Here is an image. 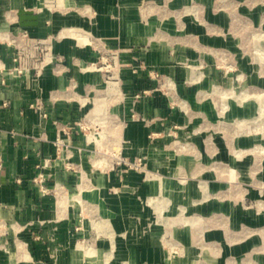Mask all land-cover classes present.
<instances>
[{
  "label": "crops",
  "instance_id": "crops-1",
  "mask_svg": "<svg viewBox=\"0 0 264 264\" xmlns=\"http://www.w3.org/2000/svg\"><path fill=\"white\" fill-rule=\"evenodd\" d=\"M153 1L165 0H62L55 7L44 0H0V264H108L114 258L112 264H126L137 257L128 235L132 217L114 213L124 209V187L110 189L141 175L122 170L124 164L115 165V158L98 164L94 125L105 121L108 132L110 115L118 113L119 152L159 170L165 160L157 131L169 98L157 76L177 78V91L189 92L196 114L215 112L177 75L186 41L173 36L178 31L171 13L147 17L146 4ZM191 1L170 0V6L184 4L190 17ZM197 1L201 23L223 34L231 4ZM25 30L41 40L46 56L39 70L27 56L24 72L12 73L17 50H39L23 36ZM213 42L225 44V38ZM111 51H117L118 92L107 83L106 65H91L104 66L101 56ZM57 121L83 122L71 127L70 135L63 133L60 149ZM219 144L226 145L224 140ZM79 196L103 213L81 219ZM82 240L89 241V249L81 250L77 242Z\"/></svg>",
  "mask_w": 264,
  "mask_h": 264
},
{
  "label": "rangeland",
  "instance_id": "rangeland-1",
  "mask_svg": "<svg viewBox=\"0 0 264 264\" xmlns=\"http://www.w3.org/2000/svg\"><path fill=\"white\" fill-rule=\"evenodd\" d=\"M235 1L221 0L231 4L223 34L201 23L197 0L190 2V17L184 4L175 9L170 0L146 4L148 18L161 10L171 13L178 31L173 36L186 41L177 75L215 111L210 117L196 114L189 92L177 91V78L157 76L169 98L157 131L165 160L159 170L119 152L118 113L110 115L108 132L105 121L94 125L98 164L115 158L122 170L141 175L110 189L124 187V209L114 213L133 220L128 235L137 257L126 264H264V0ZM219 36L225 44L212 43ZM111 86L118 92L117 82ZM105 131L111 139L107 147ZM223 140L225 146L219 144ZM76 199L81 219L103 213L91 209L89 198ZM77 244L90 248L88 240Z\"/></svg>",
  "mask_w": 264,
  "mask_h": 264
},
{
  "label": "built area",
  "instance_id": "built-area-1",
  "mask_svg": "<svg viewBox=\"0 0 264 264\" xmlns=\"http://www.w3.org/2000/svg\"><path fill=\"white\" fill-rule=\"evenodd\" d=\"M45 5L48 7H55L59 6L62 3V0H44ZM23 36L27 37L29 39L31 46L34 49H39L38 51H31L29 53L17 50V52L13 56V60L15 61V64L9 68L10 72L12 73H22L27 68V62L25 57H29L28 64L31 65L36 70H39L41 67L42 62L44 61V58L46 56L47 48L42 47V42L40 39L32 38L31 35L25 30L23 31ZM117 56V51H111L109 54H103L101 56V62L104 64V66L101 65L99 62L93 61L91 65H93L96 68H102L104 69L105 65V71H106V80L108 85L110 86L112 84V81L115 79V71L118 69L117 63H115V59ZM30 66V67H31ZM58 126V138H57V145L60 149V145L65 143L64 138L62 137L63 133H66L67 135H70L71 133V127H75V125H83L82 121H78L76 123H73V125L64 124L59 121L56 122ZM46 164H48V161H46ZM43 190H47V187H43Z\"/></svg>",
  "mask_w": 264,
  "mask_h": 264
},
{
  "label": "bare ground",
  "instance_id": "bare-ground-1",
  "mask_svg": "<svg viewBox=\"0 0 264 264\" xmlns=\"http://www.w3.org/2000/svg\"><path fill=\"white\" fill-rule=\"evenodd\" d=\"M96 136H97L96 134H93L91 137H93L95 140H98V137H100V136H97V137Z\"/></svg>",
  "mask_w": 264,
  "mask_h": 264
}]
</instances>
